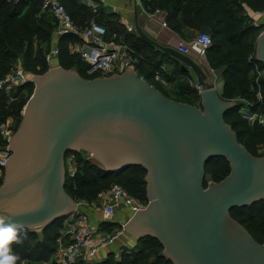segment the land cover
Wrapping results in <instances>:
<instances>
[{
  "label": "water",
  "instance_id": "water-1",
  "mask_svg": "<svg viewBox=\"0 0 264 264\" xmlns=\"http://www.w3.org/2000/svg\"><path fill=\"white\" fill-rule=\"evenodd\" d=\"M254 49L255 61L264 66V30ZM158 50L194 75L199 105L167 97L131 66L84 78L58 65L33 76L32 93L8 140L0 218L35 230L70 215L76 200L64 188L66 155L82 149L107 172L146 171L147 203L123 229L157 239L172 264H264V243L230 216L232 209L264 199V155L254 156L239 143L224 120L236 103L221 98L217 80L208 81L200 63L173 47ZM213 157H223L230 170L205 185V165Z\"/></svg>",
  "mask_w": 264,
  "mask_h": 264
},
{
  "label": "trees",
  "instance_id": "trees-1",
  "mask_svg": "<svg viewBox=\"0 0 264 264\" xmlns=\"http://www.w3.org/2000/svg\"><path fill=\"white\" fill-rule=\"evenodd\" d=\"M146 10L156 8L166 14V24L178 31L180 25L195 29L204 26L209 29L210 45L205 50L208 64L212 68L223 70L224 85L220 94L224 100L244 99L253 103L250 110H257L256 89L252 73L253 64L257 63L261 69L263 64L255 61V49L251 39L255 41L258 34L264 30V25H255L244 14L243 6L253 11L264 9V0H140ZM65 6V3L61 1ZM75 4V1L72 0ZM41 0H0V79L4 78L15 65L18 57L24 71L30 75L44 73L49 67L46 58L52 31L55 27L51 19L45 15H39ZM66 7V6H65ZM67 9V7H66ZM68 11V10H67ZM70 13V12H69ZM93 12H91L92 14ZM99 9L95 14V20L99 22ZM71 15V14H70ZM179 16V19H178ZM72 17V16H71ZM106 28V35L111 37L117 33L112 25ZM124 40L133 39L131 47L135 51V67L140 77L154 85L161 93L169 96V92L161 82L154 80L155 73L171 82L179 70V63L173 57L175 64L172 73L161 69L164 58L154 59L147 53H140L139 41L149 44L142 37H133V34H125ZM76 37L65 35L60 37L57 44L58 64L65 68H74L84 78L101 76L99 73L88 75L87 64L78 54H71L68 45ZM260 91L264 97V77L259 79ZM181 92L172 94L176 101L192 105H199V99L195 88L191 87L184 79L177 84ZM33 83H25L14 87L0 102V125L8 119L13 120L15 131L20 120L22 108L26 99L22 94L26 91L31 95ZM10 100V101H9ZM11 102V103H10ZM241 103L224 114V120L231 126L237 140L252 155L258 154L260 146L264 145V127L257 123H249L243 120L239 114ZM264 111V107L260 108ZM0 144H6L1 139ZM72 157V172L66 168L64 188L74 200H94L113 183L119 184L132 197L143 203H147L146 197V171L141 167H131L115 172H107L94 160L83 157L78 151H70L66 158ZM230 167L223 157H213L205 165V185L209 181H220L229 173ZM4 170H2V173ZM1 183V176H0ZM230 216L241 224L247 232L259 243H264V225L258 219L264 217V199L251 205L236 207L230 211ZM64 218L36 230L21 229L17 235L19 242L13 241L10 245L13 252L19 257L16 264H44L55 252L59 241H64L61 236V228ZM104 229L111 231L114 226H120L115 222L102 223ZM161 243L151 237L137 238L136 244L129 248H122L118 257L110 252L100 264H172L162 255ZM55 264V263H52Z\"/></svg>",
  "mask_w": 264,
  "mask_h": 264
},
{
  "label": "built area",
  "instance_id": "built-area-1",
  "mask_svg": "<svg viewBox=\"0 0 264 264\" xmlns=\"http://www.w3.org/2000/svg\"><path fill=\"white\" fill-rule=\"evenodd\" d=\"M106 0H91V11L95 15L98 11L99 3ZM40 11L52 17L56 26V34L59 37L70 35L79 38V40L71 41L68 49L73 54H78L83 62L87 64L86 73L94 75L99 73L101 76L121 73L127 66H134L136 61L135 51L133 48L124 43H116L105 38L106 28L96 20H91L84 28L79 29L66 7L59 0H41ZM162 11L158 8L147 10V14L155 18ZM162 26H167L166 21L160 22ZM209 34L199 33L192 41H180L177 50L184 55L189 52V45H199L201 53L205 54L206 48L210 45ZM57 48H53L49 52V56L56 55ZM252 73L254 81L257 84L256 103L257 110H250L252 102L240 99L239 114L241 118L249 123H257L264 127V111H260L264 107V97L260 91L259 79L262 78L264 70L257 63L253 64ZM154 80L164 82L161 75L157 72ZM26 81H30L23 75L18 68H12L7 75L0 79V89L10 92L14 87L19 86ZM13 120L8 119L0 125V134L2 140L6 144L0 146V172L5 167V161L10 156L8 149L9 136L13 132ZM70 168V167H69ZM72 172V169H69ZM99 197L102 200L100 207L95 205L96 211L101 213L103 222H110L116 210L120 205L124 206L130 216L137 210L143 209L145 203L132 197L119 184L113 183L107 190L103 191ZM89 207L85 200L76 201L75 210L68 216V231L70 241L68 243H59L55 252L51 255L50 263L55 264H77V262H90L96 257L98 252L111 245L117 238V233L113 231H105L99 225L93 226L88 218L84 208ZM123 229V223L120 225Z\"/></svg>",
  "mask_w": 264,
  "mask_h": 264
},
{
  "label": "crops",
  "instance_id": "crops-1",
  "mask_svg": "<svg viewBox=\"0 0 264 264\" xmlns=\"http://www.w3.org/2000/svg\"><path fill=\"white\" fill-rule=\"evenodd\" d=\"M59 1L65 3V6L67 7L68 12H70L75 25L79 29L84 28L91 20L96 19L95 15L93 13L91 14L92 12L90 7L91 0H74L75 4L72 3V0H59ZM98 9L100 11V13L98 14V16H100L99 23L106 26L107 28H110V26L112 25L117 29V33L115 34L113 33L111 37L105 35L106 39L114 41L116 43H124L127 46L131 47V43L133 42V39L125 41L124 36L125 34H131V35L133 34V37L139 36L136 31V27H139L142 33L149 39L146 40L143 38V40L147 41L149 44H142V42L139 41L138 43L139 52L147 53L148 55L153 56L155 60L163 57L164 61L161 65V69L166 70L169 74L172 73V69L175 64V61L171 55L160 52L158 50V47L166 46L177 49V45L179 44L180 41L183 40L186 42H190L199 34L198 29L189 26L180 25L178 31L173 30L170 26H162L160 22L166 21L165 12L161 10L162 12L159 15H157L155 18H152L147 14V10L144 8L140 0H106L105 2L99 3ZM243 9L245 11L244 14H246L252 20L253 24L264 25V9L261 11H253L245 5L243 6ZM40 14L43 15V13L39 10V15ZM45 17L49 18L50 16L45 15ZM49 19H51V23L55 25L52 17H50ZM59 40L60 37L56 34V26H55L51 34L48 54L51 49L57 48V44ZM75 40H79V38L76 37ZM187 55L193 58L196 62L200 63L202 69L207 74L208 81H213V79L217 80L216 87L218 89L219 94H221L224 85L223 70L221 68L217 69L210 67V65L207 62L206 55L201 53V47L199 45L190 44L189 52ZM47 57L48 55H46V58ZM47 62H49L48 58H47ZM13 68H18L23 72L20 57H18ZM133 68L135 72L138 74V70H136L135 63ZM192 76L191 74L189 75V74L177 73L173 76L174 78L173 81L167 82L163 79L164 82L161 83L168 92L178 93L181 92V89L177 88V84L185 79L187 83L191 87L195 88L198 93L200 89L196 87L195 77L194 75ZM27 78L29 80L32 79L29 77ZM5 93L8 95L9 92L0 89V102L5 98ZM84 211L87 213L89 221L93 226L99 225L105 231L107 229H104L102 223L115 222L121 225L130 217L128 210L122 205H120L115 212V213L120 212L123 215L122 219L119 220L118 218L116 219L112 218L110 222H103L101 213L99 211L93 212L92 209L88 207L84 208ZM69 229H70V225L68 224V220L65 217L61 228V236L63 237L64 241L60 240L59 243H68L70 241L69 233H68ZM122 234L123 233L119 234V236L115 239V241L111 245L101 249L92 261L77 262V264H100V262L103 261L104 258L110 252H113L115 256L118 257L122 248L126 246L127 247L134 246L136 244L137 238L134 235H132L129 232L127 234H123V235ZM50 258L47 261H45L44 264H49ZM23 264H25V262Z\"/></svg>",
  "mask_w": 264,
  "mask_h": 264
},
{
  "label": "rangeland",
  "instance_id": "rangeland-1",
  "mask_svg": "<svg viewBox=\"0 0 264 264\" xmlns=\"http://www.w3.org/2000/svg\"><path fill=\"white\" fill-rule=\"evenodd\" d=\"M255 41H256V39H255ZM255 41H252L251 39H249L248 40V43L250 42V43H253L254 44V46H255ZM46 55H48V60H49V62H48V67L50 68V67H54V66H58L59 64H58V60H57V57L55 56V55H51V56H49V54H48V52L46 51ZM71 69H73V70H75L74 68H71ZM23 75L25 76V77H29V78H32L33 79V76L32 75H30L28 72H26V71H24L23 70ZM191 76H192V74H191ZM193 77V76H192ZM262 77H264V73L262 74ZM23 96V98H25L26 99V102H27V100H28V98L30 97V94L28 93V91H26L24 94H22ZM169 96L172 98V94L169 92ZM10 101V100H9ZM228 101H234L235 103L236 102H238V101H240V99H231V100H228ZM25 102V103H26ZM199 99H197L196 100V103H198L199 104ZM11 103V102H10ZM22 110H23V108H22ZM21 115H22V112H21ZM14 132V131H13ZM12 132V133H13ZM12 133H11V135H12ZM11 135L9 136V138L11 137ZM83 157H85V158H88V159H91V160H94V161H96L97 163H99L93 156H92V154L89 152V151H85V150H82V149H80L79 151H78ZM258 154L259 155H264V145H262V146H260V148L258 149ZM100 164V163H99ZM72 165H73V163H72V157L70 156V155H68V157L66 158V161H65V167L67 168H73L72 167ZM69 168V169H70ZM2 172H0V176H1V183H0V185L3 183V179H4V173L3 174H1ZM88 204H89V207L88 208H91L92 209V211L93 212H96V209L94 208V206L93 205H95V206H97V207H100L101 206V204H102V200H101V198L98 196L96 199H94V200H85ZM122 214L119 212H117V213H115L114 215H113V219H116V218H118L119 220H121L122 219ZM258 222L261 224V225H264V217L263 216H261L259 219H258ZM38 233H40V228L38 227V228H36L35 229ZM111 231H113V232H115V233H117L118 235H117V237L119 236V234H121V233H123V234H127L128 232L126 231V230H122V227L121 226H114L113 228H112V230ZM122 234V235H123ZM121 237V236H120ZM130 247H132V246H130ZM125 248H129V247H125Z\"/></svg>",
  "mask_w": 264,
  "mask_h": 264
},
{
  "label": "clouds",
  "instance_id": "clouds-1",
  "mask_svg": "<svg viewBox=\"0 0 264 264\" xmlns=\"http://www.w3.org/2000/svg\"><path fill=\"white\" fill-rule=\"evenodd\" d=\"M23 228L14 220L0 218V264H16L19 257L13 252L10 245L13 241L19 242L18 231Z\"/></svg>",
  "mask_w": 264,
  "mask_h": 264
}]
</instances>
